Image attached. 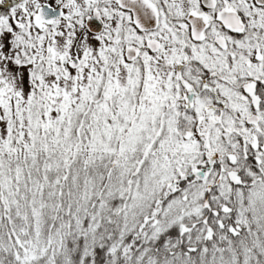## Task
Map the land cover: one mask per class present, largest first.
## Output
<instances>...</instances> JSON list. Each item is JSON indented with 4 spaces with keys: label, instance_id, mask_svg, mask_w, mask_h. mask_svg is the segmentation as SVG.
Listing matches in <instances>:
<instances>
[{
    "label": "snow or ice",
    "instance_id": "6c2138e0",
    "mask_svg": "<svg viewBox=\"0 0 264 264\" xmlns=\"http://www.w3.org/2000/svg\"><path fill=\"white\" fill-rule=\"evenodd\" d=\"M0 264H264V0H0Z\"/></svg>",
    "mask_w": 264,
    "mask_h": 264
}]
</instances>
